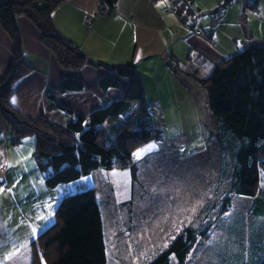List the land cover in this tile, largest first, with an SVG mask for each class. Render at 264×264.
Wrapping results in <instances>:
<instances>
[{
  "label": "trees",
  "instance_id": "1",
  "mask_svg": "<svg viewBox=\"0 0 264 264\" xmlns=\"http://www.w3.org/2000/svg\"><path fill=\"white\" fill-rule=\"evenodd\" d=\"M60 1L0 0V28L9 39L10 53V61L0 76V114L11 132L12 142L31 135L32 155L46 187L54 188L92 170L109 168L116 160L118 166L129 169L132 197L140 162L134 160L133 151L149 139L162 141L160 131L147 125L148 119H154L153 107L144 100L142 78L132 63L94 61L54 26L51 12ZM256 2L244 0L252 6ZM114 3L115 0H99L98 5L111 9ZM172 4L185 31L192 32L184 27L185 22L202 31V27L190 22L193 16L190 4L185 0H172ZM18 15L25 16L36 27L42 44L64 70L74 71L85 65L102 67L114 76L100 75L97 79L100 89L118 87L116 77H122L126 81L122 94L82 115L62 108L51 89L46 93L49 105L64 109L66 114L62 124L44 115L28 117L12 107L8 99L11 85L32 69L24 59ZM167 63L174 66L177 62L171 58ZM199 82L215 125L208 129L206 148L194 155L203 154L211 167L206 183L199 188L201 205L193 219L181 224L165 246L143 264H188L195 245L199 240H207L212 225L230 207L234 194L249 196L248 212L257 213L256 225L264 222V218H259L260 214L264 217V46L243 45L211 63ZM83 87L80 78L64 76L56 91ZM158 118L153 122L160 125ZM104 229L94 188L75 191L58 200L54 219L38 234L34 251L47 264H107L109 251ZM260 236H255L256 248L245 264H264L261 240L264 235ZM38 258L32 257L31 264H40Z\"/></svg>",
  "mask_w": 264,
  "mask_h": 264
},
{
  "label": "crops",
  "instance_id": "2",
  "mask_svg": "<svg viewBox=\"0 0 264 264\" xmlns=\"http://www.w3.org/2000/svg\"><path fill=\"white\" fill-rule=\"evenodd\" d=\"M191 1L190 8L195 9L196 2ZM238 1L229 7L224 5L214 15H203L201 20L192 17V24L202 26L198 33L185 31L167 0H115L107 12L98 10L99 0H61L52 9L51 16L54 26L92 60L107 64L132 63L142 78L144 100L157 115L170 114L184 120L197 112L198 94L205 100L204 90L191 78L199 82L211 63L243 45L264 46V0H257L254 6ZM197 4L202 6L203 3L198 1ZM85 16L91 17L89 25L83 22ZM16 22L24 59L32 67L10 87L9 103L20 113L31 118L44 115L62 124L66 121L62 108L87 115L93 108L122 94L125 78L116 77L118 87L100 89L98 77L114 74L89 65L74 71L64 70L42 44L36 27L23 15H18ZM171 58L176 59V65H168L167 60ZM9 61V39L0 28V76ZM64 76L80 78L84 87L57 92V84ZM46 89H52L55 101L62 108L49 105ZM206 113V123L214 128L209 112ZM170 121L175 120L170 118ZM195 129L185 130L193 132ZM11 140V132L0 114V190L4 182H9L10 186L13 183L10 179L13 166L29 158L20 148V142ZM43 187L51 189L44 183Z\"/></svg>",
  "mask_w": 264,
  "mask_h": 264
},
{
  "label": "rangeland",
  "instance_id": "3",
  "mask_svg": "<svg viewBox=\"0 0 264 264\" xmlns=\"http://www.w3.org/2000/svg\"><path fill=\"white\" fill-rule=\"evenodd\" d=\"M167 1L169 6L173 5L172 0ZM195 2L191 16L201 20L205 14H216L223 4L229 7L239 1ZM191 80L203 90L197 80ZM48 92L46 89L45 93ZM194 94L198 93L194 91ZM195 105L197 112L184 120L170 114L160 117L152 109L154 119H148L147 125L160 131L162 141L149 139L133 151L134 160L140 162L132 197L129 169L118 166L116 160L109 168H98L54 188H44L41 171L32 155L33 139L31 135L22 137L19 145L29 158L13 166L10 178L13 183L10 186L4 182L0 190V264H31L32 257H39L40 264H47L34 251L38 234L53 221L55 206L62 196L89 187L94 188L103 214L109 251L107 264L149 261L181 224L193 219L202 200L199 188L211 172L210 160H205L203 154L194 157L206 148L209 131L208 109L199 94ZM157 116L164 124H154ZM187 128L199 129L188 132ZM153 144L156 147L139 158L134 155ZM121 202L125 203L115 205ZM250 202L249 196L234 194L230 207L212 225L207 240H199L195 245L188 264L247 263L252 249L256 248L255 236L264 235V222L256 225L257 213L248 212ZM260 215L259 218H264ZM261 240L264 244V237Z\"/></svg>",
  "mask_w": 264,
  "mask_h": 264
},
{
  "label": "built area",
  "instance_id": "4",
  "mask_svg": "<svg viewBox=\"0 0 264 264\" xmlns=\"http://www.w3.org/2000/svg\"><path fill=\"white\" fill-rule=\"evenodd\" d=\"M187 4H190L191 3V0H185ZM110 9V8H109ZM109 9L107 7H99L98 5V10L102 11V12H107L109 11ZM83 22L86 24V25H89L90 22H91V17L90 16H85L83 18ZM219 21H217V24L219 25ZM184 27L189 30V29H192L191 31L194 32V33H198L199 32V29L197 27H191L190 24H185ZM206 37H207V40L209 42H211V37L209 36V34L207 33L206 34ZM48 91H50V89H47ZM157 123L158 124H163V121L161 120V118H158L157 119Z\"/></svg>",
  "mask_w": 264,
  "mask_h": 264
},
{
  "label": "snow or ice",
  "instance_id": "5",
  "mask_svg": "<svg viewBox=\"0 0 264 264\" xmlns=\"http://www.w3.org/2000/svg\"><path fill=\"white\" fill-rule=\"evenodd\" d=\"M156 146L153 144V145H149L147 146L145 149H142V150H139L137 153H135L134 155L137 156V158H139L144 152H147V151H151L152 149H154Z\"/></svg>",
  "mask_w": 264,
  "mask_h": 264
},
{
  "label": "water",
  "instance_id": "6",
  "mask_svg": "<svg viewBox=\"0 0 264 264\" xmlns=\"http://www.w3.org/2000/svg\"><path fill=\"white\" fill-rule=\"evenodd\" d=\"M155 112V111H154Z\"/></svg>",
  "mask_w": 264,
  "mask_h": 264
}]
</instances>
